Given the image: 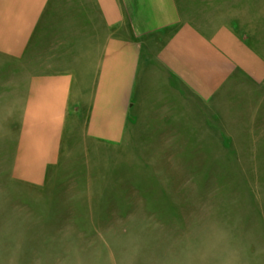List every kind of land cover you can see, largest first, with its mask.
<instances>
[{
	"label": "rangeland",
	"instance_id": "1",
	"mask_svg": "<svg viewBox=\"0 0 264 264\" xmlns=\"http://www.w3.org/2000/svg\"><path fill=\"white\" fill-rule=\"evenodd\" d=\"M176 1L206 33L232 27L257 64L209 101L178 87L153 101V86L120 142L87 133L110 34L99 2L48 0L26 48L0 45V264H264V0ZM58 73L74 77L60 160L26 180L15 162L29 82Z\"/></svg>",
	"mask_w": 264,
	"mask_h": 264
},
{
	"label": "crops",
	"instance_id": "2",
	"mask_svg": "<svg viewBox=\"0 0 264 264\" xmlns=\"http://www.w3.org/2000/svg\"><path fill=\"white\" fill-rule=\"evenodd\" d=\"M93 1L99 2L110 31L101 45L87 128L95 139L122 141L129 105L136 98L148 104L144 94H151L153 86L159 89L153 101L170 100L176 87L184 97L209 101L235 72L257 64L256 52L232 27L223 24L206 33L193 19L182 17L176 0H133L131 6L118 0ZM47 2L20 0L0 8L3 51L17 55L26 48ZM134 13L137 20L132 24L125 16ZM118 26L119 33L114 31ZM164 32H170L165 39H153ZM73 81L69 73L30 80L16 151L18 177L39 182L45 169L59 162Z\"/></svg>",
	"mask_w": 264,
	"mask_h": 264
}]
</instances>
